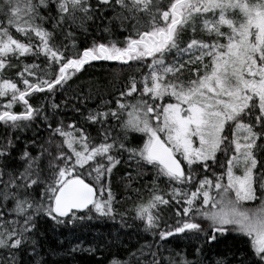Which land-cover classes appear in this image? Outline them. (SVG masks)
I'll list each match as a JSON object with an SVG mask.
<instances>
[{
    "label": "snow or ice",
    "instance_id": "1",
    "mask_svg": "<svg viewBox=\"0 0 264 264\" xmlns=\"http://www.w3.org/2000/svg\"><path fill=\"white\" fill-rule=\"evenodd\" d=\"M230 9L239 10L242 22L228 18ZM107 12L112 16L107 17ZM208 15L213 19H203L199 27L216 39L208 43L193 38L180 47L183 32L190 27L195 35L196 21ZM0 17V97L8 98L0 105V123L13 132L29 128L37 119L49 120L47 114L41 115L45 109L34 108L28 97L54 93L92 61L136 62L148 69L141 80L130 79L115 109L102 101L83 117L80 127L76 121L67 125L60 121L55 128L49 122V147L41 145L33 156L26 144L19 157L23 169L18 173L6 171L15 148L12 136L6 142L0 140V249L12 252L11 264L28 245L31 254L39 255L36 237L42 217L55 226L115 219V197L106 181L125 152L129 161L151 166L158 177L177 185L168 199L156 194L154 187L148 201L135 206V218L161 241L180 235L198 241L196 260L177 253L176 258H165L168 264H202L199 257L205 248L219 245L229 234L244 239L248 252L233 254L231 259L221 256L215 264H232V260L264 264V0L251 4L247 0H170L167 6L164 0H95V4L92 0H0ZM105 19L103 31L111 35L112 26H117L128 33L123 41H94L81 52L56 43L57 32L70 38L73 33L68 29L87 33L90 24ZM12 29L27 42L14 37ZM33 34L38 43H33ZM173 51L176 59L169 63L165 58ZM25 56H43L47 63L43 68L36 63L25 65L17 73L21 88L2 73L11 66L9 57ZM184 56L195 58L180 63ZM206 57L209 63H204ZM186 64L203 65L204 74L196 69L195 79L178 81L175 77ZM29 77H36V82ZM18 102L23 107L20 112L13 110ZM51 107L58 110L60 106L53 103ZM109 119L118 122V134H113ZM87 124L101 126L98 136L86 131ZM131 133L142 134V145L127 146ZM54 137L60 138L55 156L49 150ZM126 179L133 177L129 173ZM41 186L36 200L31 192ZM257 200L255 207H244L245 202ZM173 202L181 205L175 225L161 229L160 208ZM8 215L13 219H7ZM147 247L151 250V245ZM78 250L96 251L74 245L72 251ZM151 255L148 264H162L158 251ZM109 264H131V260L113 258Z\"/></svg>",
    "mask_w": 264,
    "mask_h": 264
},
{
    "label": "trees",
    "instance_id": "2",
    "mask_svg": "<svg viewBox=\"0 0 264 264\" xmlns=\"http://www.w3.org/2000/svg\"><path fill=\"white\" fill-rule=\"evenodd\" d=\"M92 2L95 4V0H92ZM169 3L170 0H164V6H167ZM105 15L111 17L112 13L107 12ZM227 16L229 19L237 22H242L243 19L239 10L230 9ZM205 18L213 19V16L201 17L196 21L198 29L195 35H193L190 27L185 30L178 41L180 47H185L193 38L208 43L216 39L214 35H210L199 27ZM2 19L3 17H0V20ZM105 26H107L106 19L103 21L97 20L95 24H90L87 33L77 28L68 29V31L73 33V36L70 38H66L63 33L57 32L56 43L62 42L68 45L70 52H81L85 47H90L94 41L107 43L109 40H112L119 42L123 41L124 37L128 35L127 32L121 31L117 26H112L111 35L106 34L103 31ZM46 27L49 31L52 30L51 24L46 25ZM11 31L14 37L27 42L23 34H17L14 29ZM222 31L227 33L229 30L227 26H223ZM73 41H75L74 48L72 47ZM218 42L226 43V40H219ZM33 43H38V38H35L34 34ZM120 46L123 45L121 44ZM198 54L195 53V55ZM190 58L194 59L195 57L184 56L179 62L183 63ZM165 59L169 63H172L176 59L175 51ZM150 60L151 58H148V62ZM8 63L11 66L3 70V78L13 79L14 82H17L18 87L22 88L23 86L17 73L21 72L25 65L33 63L43 68L47 61L43 56L40 58L25 56L19 58L9 57ZM204 63H209L207 57ZM196 69L199 70L201 75L204 74L203 65L186 64L184 70L175 79L185 83L188 80L195 79ZM146 73H148V69L142 63L129 62L128 64H122L116 61H92L85 65L80 72L72 75L71 79L62 88H57L54 93H48L47 91L44 93H33L28 97L29 103L34 108L43 107L45 112L41 115L47 114L49 120L37 119L29 128L15 132L0 123V140L6 142L7 137L11 135L15 142L12 159L6 171L15 170L18 173V171L23 169V164L20 162L19 157L26 144H28V151L33 156L39 154L41 145H44L46 148L49 147L47 143L51 136V132L48 129L49 122H51L53 128L60 121H63L65 125L76 121V127H80L84 124L83 117L88 115L89 110H96L102 101L108 107L115 109L117 107L116 100L122 99L120 92L126 90V85H128L130 79L135 78L139 81L142 75ZM39 74V71H37V75ZM25 76H27V73H25ZM29 79L32 82H36V77H29ZM137 95L138 93L133 94L134 97ZM7 99L0 97V105H3ZM53 103L60 106L58 110L51 107ZM76 109H79V111H76ZM13 110L20 112L23 110V107L18 102ZM108 125L112 127L114 135L120 132L119 124L116 120L109 119ZM84 126L86 131L92 136H98V131L101 130L99 124H87ZM141 135L139 133H131L130 143L127 146L137 147L142 145V140L139 139ZM16 137H19V140H16ZM53 139L54 144L49 150L55 156L58 154L55 144L60 143V138L54 137ZM31 141H35L34 146L30 143ZM257 158L261 159V156L258 154ZM47 159L45 157V164L47 163ZM120 159L122 162L116 166L110 178L106 181L110 183L115 197L113 207L116 213H118L115 219L106 217L93 218L90 221L77 222L75 225L55 226L50 220L42 217L38 221L40 231L36 237L39 240L37 248L39 255L31 254L32 248L28 245L26 246V251L16 253V264H35L36 260H41L43 264H109V261L113 258L122 261L131 260V264H148V261L153 259L151 255L152 251H158L157 258L162 261V264H168L165 258L170 256L176 258L177 253L186 255L189 260L197 259L195 246L198 244V241L195 238L188 239L180 235L169 237L166 242L161 241L158 234L146 230L145 224L135 218V206L148 201L151 189L155 187L157 190L156 194L163 195L165 199H168L171 195V190L177 185L170 183L165 177H158L156 170L151 166H144L134 161H129L127 152L123 153ZM212 171H216L218 174L217 169H213ZM212 171L206 173L209 178L212 177ZM129 173L133 177L131 181L126 179ZM200 178H203V174H201ZM3 179H8L7 175ZM42 190V186L35 188L31 192V195L36 200H39ZM191 190H194V188ZM255 202H258V200ZM245 203L251 206L254 202ZM11 207L12 204L9 202L8 209ZM180 207L181 205H176L173 202L171 206H162L160 208V214L163 218L160 224L161 229L165 227V224L175 225L177 219L175 212ZM5 211L7 212V209ZM119 213L123 214V219ZM6 218L11 220L13 216L8 215ZM196 222L200 223L201 221L198 218ZM203 226L207 228V223H204ZM74 245L95 248L96 251L95 253L79 250L72 251ZM147 245H151V250ZM141 249L143 250V254L139 251ZM245 252H248L245 240L236 234H229L227 239L222 240L219 245H213L210 248L206 247L203 255L199 258L202 264H215L216 259L221 256L231 259L233 254L238 257ZM133 253L135 255L130 256ZM11 256L12 252L9 250L0 249V264H11ZM232 264H238V261L232 260Z\"/></svg>",
    "mask_w": 264,
    "mask_h": 264
},
{
    "label": "rangeland",
    "instance_id": "3",
    "mask_svg": "<svg viewBox=\"0 0 264 264\" xmlns=\"http://www.w3.org/2000/svg\"><path fill=\"white\" fill-rule=\"evenodd\" d=\"M247 2L251 4V3H256L257 0H247ZM237 174H239V172ZM257 204H259V201L258 202H254L251 206L247 205L246 203H244V207L251 208V207H255ZM80 248L89 249L88 247H83L82 245H80Z\"/></svg>",
    "mask_w": 264,
    "mask_h": 264
}]
</instances>
